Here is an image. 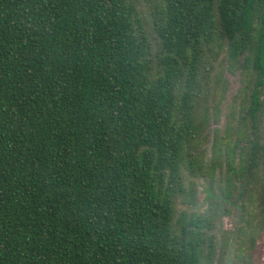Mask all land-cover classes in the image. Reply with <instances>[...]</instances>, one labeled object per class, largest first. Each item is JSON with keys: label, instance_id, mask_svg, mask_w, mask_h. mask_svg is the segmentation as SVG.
I'll list each match as a JSON object with an SVG mask.
<instances>
[{"label": "trees", "instance_id": "1", "mask_svg": "<svg viewBox=\"0 0 264 264\" xmlns=\"http://www.w3.org/2000/svg\"><path fill=\"white\" fill-rule=\"evenodd\" d=\"M153 4L154 58L134 0H0V264L209 263L215 214L176 217L175 202L193 197L183 172H201L224 46L231 68L243 56L249 106L210 169L223 145L225 199L255 178L257 143H241L264 86V0Z\"/></svg>", "mask_w": 264, "mask_h": 264}, {"label": "rangeland", "instance_id": "2", "mask_svg": "<svg viewBox=\"0 0 264 264\" xmlns=\"http://www.w3.org/2000/svg\"><path fill=\"white\" fill-rule=\"evenodd\" d=\"M134 1L154 58L158 40L153 32L151 11L153 3L159 4L161 0ZM242 57L238 58L234 68L227 61L225 46L214 58L209 57L211 69L206 80L207 96L200 110L207 116L199 150L201 172L196 176L183 172L184 187L186 191L192 189L193 197L175 202L176 217L183 212L202 216H207L209 211L215 214L213 229L207 232V235H212L211 243L214 246L208 264H264V86L257 91L260 105L255 128H251L252 122L248 119L244 127L245 139L241 143L247 147V156L249 141L257 143L259 158L256 160V169L250 171L255 175L254 180L247 171L244 172L242 178L233 181L231 197H223L226 173L223 145L220 148L219 165L215 164L213 171L210 169L215 161L212 151L214 142L229 139L233 145L239 119H247L242 100L245 99L246 107L249 106L250 94L241 91L245 81L240 68ZM235 165L238 168L237 159ZM249 203L251 207L248 209ZM242 206L247 207V212H243Z\"/></svg>", "mask_w": 264, "mask_h": 264}]
</instances>
